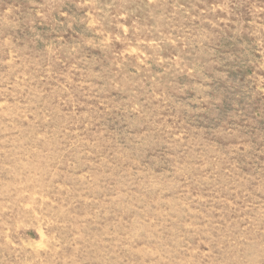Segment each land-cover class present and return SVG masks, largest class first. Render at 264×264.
I'll return each instance as SVG.
<instances>
[{
	"label": "rangeland",
	"instance_id": "1",
	"mask_svg": "<svg viewBox=\"0 0 264 264\" xmlns=\"http://www.w3.org/2000/svg\"><path fill=\"white\" fill-rule=\"evenodd\" d=\"M0 264H264V0H0Z\"/></svg>",
	"mask_w": 264,
	"mask_h": 264
}]
</instances>
